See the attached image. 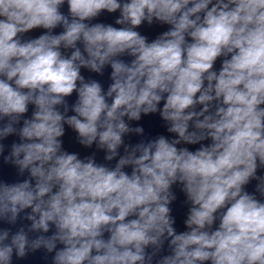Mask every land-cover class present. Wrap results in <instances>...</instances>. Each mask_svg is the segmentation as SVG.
I'll return each mask as SVG.
<instances>
[{
	"label": "clouds",
	"instance_id": "9594fccd",
	"mask_svg": "<svg viewBox=\"0 0 264 264\" xmlns=\"http://www.w3.org/2000/svg\"><path fill=\"white\" fill-rule=\"evenodd\" d=\"M105 11L121 27L91 23ZM154 21L170 28L148 42L136 29ZM106 67V91L81 74ZM157 112L175 138L125 144ZM65 125L114 167L64 151ZM12 135L4 159L28 178L0 182V221L30 209V225L0 230V264L41 248L53 264H264V202L245 191L256 180L264 197V0H0V141Z\"/></svg>",
	"mask_w": 264,
	"mask_h": 264
}]
</instances>
